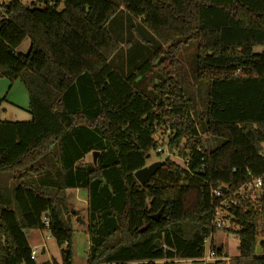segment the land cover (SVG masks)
<instances>
[{
    "label": "trees",
    "instance_id": "trees-1",
    "mask_svg": "<svg viewBox=\"0 0 264 264\" xmlns=\"http://www.w3.org/2000/svg\"><path fill=\"white\" fill-rule=\"evenodd\" d=\"M39 1L0 9V76L24 84L30 114L0 120V199L13 183L0 207V264H36L23 232L36 227L72 264L73 189L86 191L87 264L202 257L215 231L212 190L264 175V0ZM121 8L159 42L126 77L109 64L121 43L105 28ZM25 38L29 50L19 53ZM192 42L194 79L206 84L199 118L176 79V54ZM155 129L168 131L167 147L184 163L165 154L140 184L134 172L151 150L162 154ZM232 213L240 257L264 264L255 254L264 246V190L259 207L238 200Z\"/></svg>",
    "mask_w": 264,
    "mask_h": 264
},
{
    "label": "rangeland",
    "instance_id": "rangeland-1",
    "mask_svg": "<svg viewBox=\"0 0 264 264\" xmlns=\"http://www.w3.org/2000/svg\"><path fill=\"white\" fill-rule=\"evenodd\" d=\"M36 1L37 8L43 7V3L39 0H25V2ZM114 2V0H108ZM63 8V3L60 2L58 9ZM107 31L121 43L120 48L113 54L109 60V64L114 67L124 77L130 75L135 68L142 65L151 54L159 47V42L147 31L140 21L132 17L123 8L118 10L105 25ZM133 29V33H131ZM30 40L25 38L19 47L16 49L19 53H27L29 50ZM255 52H260L261 48L254 49ZM179 61L178 73L176 79L179 81L186 95L191 99V112L197 118L202 111L206 99V84L196 82L194 79L195 67V43H187L183 45L176 54ZM157 84V82H154ZM146 90H152V87H146ZM28 92L24 84L19 80H10L7 77L0 76V120L6 121H27L30 120L28 112ZM199 118V117H198ZM167 134V132L165 133ZM165 134H162V139L165 140ZM161 135V133H160ZM202 136H205L202 134ZM172 153V152H170ZM165 153L158 155L156 151L151 150L149 157L146 160V165L156 161H162ZM174 153L171 158L179 163L181 159ZM89 160V156L86 157ZM13 183L6 189V194L0 199V207L7 206V200L11 197ZM83 191V189H78ZM75 190H67V203L69 211L74 209V206L79 207V201L74 199ZM11 199V198H10ZM75 210V209H74ZM78 214L83 220L79 222L74 215L70 219L72 229V245H71V262L72 264H87L86 257L89 248V236L86 227V211L81 208ZM71 213V212H70ZM72 214V213H71ZM45 218H42V222ZM23 232L28 240L31 250L35 249L36 264H52L55 261L62 264L60 249L53 237L46 230H41L38 227L23 229ZM211 241L216 249H221L222 259L225 264H248L247 259H242L237 249L238 236L235 233L225 230H215L211 234ZM209 239V238H208ZM44 249V252H42ZM208 242L203 247V254L207 253ZM167 261H159L158 264H166ZM176 264H204L199 260L181 259L176 260Z\"/></svg>",
    "mask_w": 264,
    "mask_h": 264
},
{
    "label": "built area",
    "instance_id": "built-area-1",
    "mask_svg": "<svg viewBox=\"0 0 264 264\" xmlns=\"http://www.w3.org/2000/svg\"><path fill=\"white\" fill-rule=\"evenodd\" d=\"M9 1L11 0H0V9ZM154 138L160 144L156 149L157 152L162 154L165 153L166 155L171 157L173 153H170L171 151L167 147L168 136L165 135V140H163L162 135H160V131L155 129ZM259 155L264 159V143L262 145V149L259 151ZM178 158L181 159V163H182L183 162L182 158L181 157ZM263 190H264V175L258 177L251 176L248 180L242 183L234 191L228 192L226 188L223 189L221 187H215L212 190L211 194L215 198H219V199L217 200L213 208V213L210 223L211 228H214L215 230L229 231L237 235V232L239 231V227L232 221V219L234 218L232 209L237 206L238 200H244V201L251 200L259 207L260 198ZM45 229H48L47 222H45ZM210 236L208 237L209 239L205 238L203 240V246L208 242L207 253L203 254V256L200 258H196V260H199L204 264L222 259V257L217 256L216 248L213 246ZM34 253H35V249L31 250L30 259L32 260H35ZM256 255L264 256V246L263 247L260 246V252L259 254ZM159 261H156L155 263L158 264Z\"/></svg>",
    "mask_w": 264,
    "mask_h": 264
},
{
    "label": "water",
    "instance_id": "water-1",
    "mask_svg": "<svg viewBox=\"0 0 264 264\" xmlns=\"http://www.w3.org/2000/svg\"><path fill=\"white\" fill-rule=\"evenodd\" d=\"M97 152H93V159L96 158L97 156ZM164 164V161H156V162H153L149 165H146L138 170H136L134 172V177L136 178V180L140 183V184H144L146 183L149 178L151 177V175L160 167ZM223 189H225L223 187ZM70 212L72 214H74L76 216V219L79 221V222H83V220L81 219V217L79 216L78 214V211L77 210H74V209H71ZM158 215H155L153 216L154 219H157L158 218ZM47 215H45L46 217ZM156 245H158V242H156ZM260 246H261V241H258L257 244H256V248H255V254H259L260 252ZM44 250H42L43 252ZM66 251L65 249H60V254H61V260L62 262H65L66 261V255H65ZM52 264H58L56 263L55 261L52 262Z\"/></svg>",
    "mask_w": 264,
    "mask_h": 264
},
{
    "label": "crops",
    "instance_id": "crops-1",
    "mask_svg": "<svg viewBox=\"0 0 264 264\" xmlns=\"http://www.w3.org/2000/svg\"><path fill=\"white\" fill-rule=\"evenodd\" d=\"M73 190H75V192H74V199L78 202L79 201V207H77V206H74L75 208V210H80L81 208H83V210H85L86 211V191H79L78 189H73ZM79 212V211H78ZM28 241V240H27ZM42 250H44V249H42ZM44 252V251H43ZM226 264H227V262H226Z\"/></svg>",
    "mask_w": 264,
    "mask_h": 264
}]
</instances>
